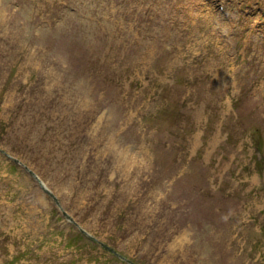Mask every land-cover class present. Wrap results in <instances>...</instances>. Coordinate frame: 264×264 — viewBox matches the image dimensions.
<instances>
[{
  "label": "rangeland",
  "instance_id": "rangeland-1",
  "mask_svg": "<svg viewBox=\"0 0 264 264\" xmlns=\"http://www.w3.org/2000/svg\"><path fill=\"white\" fill-rule=\"evenodd\" d=\"M227 3L0 0V264H122L8 152L139 264H264V0Z\"/></svg>",
  "mask_w": 264,
  "mask_h": 264
},
{
  "label": "water",
  "instance_id": "water-1",
  "mask_svg": "<svg viewBox=\"0 0 264 264\" xmlns=\"http://www.w3.org/2000/svg\"><path fill=\"white\" fill-rule=\"evenodd\" d=\"M34 174V173H33ZM34 176H36L35 174H34ZM38 178V177H37ZM39 179V178H38ZM49 193L50 194H52L51 193V191H49ZM53 195V194H52ZM56 201L59 203V201L56 199ZM64 214L65 215H67L69 218H71L72 220H73V218L71 217V216H69V214L64 210ZM81 230L84 232V233H86L87 235H89L90 237H93L89 232H87L84 228H82L81 227ZM105 245V244H104ZM106 247H107V245H105ZM114 253L117 255V256H119L120 258H122V259H125V260H127L128 262H130L131 264H136V263H134L133 261H131L130 259H128V258H126L125 256H123V255H121L120 253H118L117 251H115L114 250Z\"/></svg>",
  "mask_w": 264,
  "mask_h": 264
},
{
  "label": "trees",
  "instance_id": "trees-1",
  "mask_svg": "<svg viewBox=\"0 0 264 264\" xmlns=\"http://www.w3.org/2000/svg\"><path fill=\"white\" fill-rule=\"evenodd\" d=\"M260 145H262L261 143L259 144V149L262 150V147H260ZM260 164H263L262 162H259Z\"/></svg>",
  "mask_w": 264,
  "mask_h": 264
},
{
  "label": "bare ground",
  "instance_id": "bare-ground-1",
  "mask_svg": "<svg viewBox=\"0 0 264 264\" xmlns=\"http://www.w3.org/2000/svg\"><path fill=\"white\" fill-rule=\"evenodd\" d=\"M115 149H116V147H115ZM123 156H125V155H123ZM128 157H129V156H127L126 159H127Z\"/></svg>",
  "mask_w": 264,
  "mask_h": 264
}]
</instances>
